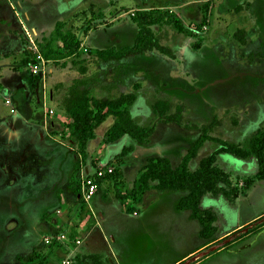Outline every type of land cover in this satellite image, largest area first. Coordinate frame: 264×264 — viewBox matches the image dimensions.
<instances>
[{"label":"rangeland","instance_id":"1","mask_svg":"<svg viewBox=\"0 0 264 264\" xmlns=\"http://www.w3.org/2000/svg\"><path fill=\"white\" fill-rule=\"evenodd\" d=\"M186 2L0 0V120L9 113L8 106L11 114L20 108L18 112L23 110L30 122H44V128L35 127L37 138L43 133L52 140L62 133L61 139L78 155L70 169V161L60 152L55 155L33 144L28 160L22 163L26 157L15 150L19 142L12 141L14 138L9 142L16 146L15 151L6 162L0 159V165L7 168H0V264H65L70 258L74 264L75 257L82 254L81 248L74 249V255L65 252L84 239L83 233L91 228L96 215L91 210L93 199L85 203L78 196L80 170L86 159L98 166L105 134L110 133L115 119L110 115L97 128L104 138L85 158L74 146V120L64 109V99L76 74L86 76L93 100L137 97L139 87L129 82L125 92L121 82L124 74L132 81L135 71L147 75L144 85L148 87L143 97L149 108L139 122L155 130L149 141L138 144L154 150L149 155L127 157L130 151L124 148L128 151L121 150L111 161L118 168V177H109L100 202L114 205L109 210L114 219L108 226L123 236L124 242L119 239L115 249L119 259L128 264H264V36L259 40L263 45L250 48L251 44L245 46L239 39L247 33H238L239 26L245 25L253 40L258 33L264 34V22L256 28L249 23L251 13L258 21L264 12L256 6L246 13L241 7H232L234 0H220L215 8L213 0H208L198 7L202 13L199 21L190 25L186 9L180 7ZM169 5L176 13L160 10L164 16L157 18L152 30L170 53L147 52L145 58L119 67L121 72H115L117 64H102L100 50L131 46L139 31L133 21L138 11ZM175 18L187 24L183 31L173 23ZM55 19L60 24L52 32H37ZM57 31L75 38L79 49L65 51ZM43 62L46 74L38 77L33 65ZM154 73L165 81L164 87H152ZM16 102L24 107L15 106ZM217 122L210 131L205 129ZM7 126L15 137L17 127ZM200 138L205 139L204 144L184 169L191 180L189 190L177 191L183 195L178 208L190 215L193 225L187 223L173 196L160 195L170 191L157 189L160 181L154 177L170 180L164 173L168 165L164 161L177 168ZM225 144L237 145L244 157L227 152ZM57 195L61 201H56ZM119 207L125 216L118 212ZM136 212L143 214L140 223L126 215ZM104 233L103 228L95 227L92 235L102 238L107 247L113 240ZM61 236L67 239L59 242ZM201 246L205 248L196 252ZM190 252L194 253L182 259ZM99 255L106 264H114Z\"/></svg>","mask_w":264,"mask_h":264},{"label":"crops","instance_id":"2","mask_svg":"<svg viewBox=\"0 0 264 264\" xmlns=\"http://www.w3.org/2000/svg\"><path fill=\"white\" fill-rule=\"evenodd\" d=\"M201 1H203V2H201ZM209 1H212V0H209ZM225 1H227V0H225ZM234 1H235V5L232 6V7H234V8L238 7V9L241 7L242 8L241 11L245 10L246 13H249L248 12L249 10H246V9H252L251 11H253L256 8V6H259L260 10L262 12H264V0H234ZM207 2H208V0H187L186 3L182 4V6H180L181 9H186V11H184V13H185L186 18H188L189 21H190V23L188 22V24L195 25L199 21V19L202 16L201 15L202 13L198 9V7L200 6L201 3H203L205 5V4H207ZM212 3H213V6L216 8L218 6V4L220 3V0L219 1L218 0L214 1L213 0ZM204 5H202V6H204ZM157 9H159L161 11H168V12L173 13V14L176 13L173 10V6L172 5H169L166 8L165 7L152 6V8L148 9V10H157ZM250 15H251L250 22H249L251 24L250 26H255V28H256L257 25L260 22H264V16H259L258 19H260V20L257 21V17L252 15V13ZM192 17H194V18H192ZM209 17H210V14H209ZM196 18H197V20H196ZM61 20L62 19H60L59 21H61ZM193 20H196V21H193ZM236 20H238V19L236 18ZM180 21L182 22V24L184 26H187V24L183 21V19H181ZM53 22H55V23H53ZM53 22H52L53 24L49 23L48 25H46L47 27H45V28L41 29V28L38 27L37 28V32L40 33V32H44L46 30L48 32H52L55 29L56 23L58 21L55 19V21H53ZM208 22H209V19H208ZM136 26H137V24H136ZM40 27H42V26H40ZM244 28H246L245 25H240L238 30L239 31H244L245 30ZM245 32L247 33V36L245 38H243L244 41H245L244 42L245 46L246 45L249 46L251 44L250 48H252V45H256V44H260V43H261V45H263L262 42L259 43V40H260V38H262L264 36V34L258 33V36L255 37L254 40H253L252 36L251 37L249 36L251 34H249L247 32V30H245L244 33ZM134 36L135 37H134L133 43H132L133 45L135 43L137 34L134 35ZM132 44H131V46H133ZM123 48H125V47H123ZM123 48H121V49H123ZM121 49H118V50H121ZM102 50H104V49H102ZM248 51L251 52V53L254 52V51L252 52L251 49L248 50ZM257 52H260V50L257 51ZM145 55L144 56H136V57H133V58L123 59V60H121L120 62L117 63V66L122 68V66H124L125 64H129L128 62H131L132 60H135L137 58H142V57L145 58ZM163 59L166 60V57H163ZM102 64L110 65V63H104V62H102ZM123 70H127V69H123ZM119 72H121L120 69H119ZM123 74H124V71H123ZM154 74H155L156 78L153 79L152 87H155L157 89H159V86L160 87H162V86L164 87L165 81L161 78L160 75L158 76L157 73H154ZM60 76H62V75H60ZM63 76H65V75H63ZM133 76L134 77H133L132 81L129 80V76L127 74H124L123 77H121V82L123 83V87L122 88H125L124 91L127 92L128 90H126V89H127V86L129 85V82H133V85L139 87V89L137 91H135L136 94H138L139 96H137L135 102L131 105L129 111H130L132 119L139 126H143L144 124L139 122V120L142 119V117L144 116V113H147V110L149 108L146 105L147 99L143 97V94L146 92V88H148L147 86L144 85V83L147 81V78H146L147 75L144 74L143 76H141V72H136L135 71ZM73 78H76V80H86L87 81L86 76H84V75L81 76V75L76 74L75 77H73ZM72 83L74 84L73 81H72ZM72 83H71V86L73 85ZM149 87H151V85ZM114 89L115 88H112L111 92L107 91V94H111L112 91H114ZM18 104H19V102H16L15 106L17 105L19 107H21V106L24 107L22 103H20L19 105ZM27 105H29V104H27ZM8 107H9V113L6 116H4V119L0 120V130H2L1 134H0V142H1V144H0V159L2 160V162L4 160L6 162L7 158L9 157L8 155L9 154L12 155V152L15 151V150H17L18 152L21 151L20 155L22 156V158L24 156L26 157L27 154H28L27 152L30 151L31 149H34L33 144H35L36 146L40 145V146L44 147L46 151H51L55 155H57V152H60L66 159H68L70 161V169H71V167L73 168L75 166V161L78 158V155L76 153L73 154L75 152V149L68 147L69 145L66 144V141H65L64 138L61 139V136H63L64 134L59 133L58 136L51 137L54 140L53 139L52 140H47V136H45V134H43L41 132V129H39L38 132L42 133V135L39 134V138H37L34 135L35 134V127L44 128L45 127V126L43 127V123L44 122L41 121V120L39 122H37V120L34 121V122H30L29 119L25 116V113L23 112V110H22V112H18V110L20 108H17L16 112L14 114L13 113L11 114L12 107L11 106H8ZM25 109H27V107ZM7 125H10V127L11 126L12 127L13 126L17 127L15 137H13V134L15 132L12 131L11 128H9V126H7ZM52 125L56 126L55 123H52ZM154 131L152 132V134L154 133ZM99 132H100V130L98 131V129H97V132H95V138L93 140L89 141L88 146H87V150H86L87 154L89 152H94L95 147L98 146V145L99 146L101 145V143H102V139L101 138H104V137ZM152 134H151V136L149 138H147V141L150 140V138L152 137ZM155 134H156V132H155ZM2 138H4V142H3ZM13 138H14V140H12ZM11 140L19 142V146H18L19 148L18 149H15L16 146L13 145V144H12V146L9 145V142H11ZM75 143L76 142L74 140V146H77ZM130 145H133V149H130ZM124 148H127L130 151L128 153L129 156H127V157L139 156V155H142V156L149 155V153L152 150H154V149H150L148 147L146 148V147L139 146L137 140L133 139L129 135H123L121 138H119L115 142L103 144L100 160L96 164L100 165V164L111 163V161H113L114 158L117 157L118 154L121 153V150H124ZM18 156L19 155H17L16 157H18ZM27 158L28 157H26V159H22L21 162L24 163L25 160L26 161L28 160ZM65 158L63 160H66ZM85 164L86 165L80 170V173H81L80 178H81V176L83 174L90 173L92 171V169L94 168V166L91 164V160L86 159V163ZM111 165H112V163H111ZM0 168H3L4 171L7 169V168L4 167V165H0ZM70 169H69V171H71ZM115 170H116V168H115ZM123 173H124V171H123ZM124 174H125L124 176L127 175V173H124ZM70 175H71V172H70L69 176ZM69 176H67V178H69ZM112 178H114V177H112ZM108 179L109 178H107L102 183V187H101L100 191L94 197V199L92 201V204H91V210L94 213H96V215L94 216L93 225L91 226V228H89L86 231V233L85 232L83 233V238L84 239L82 240V243L80 244V246H78V245L76 247L75 246H73V247L69 246V247L66 248L65 252L70 254L74 249L81 248L82 254H78L77 256H87V255H90L92 253L93 254H104L105 256H107V258L111 259L114 264H128V263H125L123 260L119 259V256H118V254H117V252L115 250L116 249V245L119 242V239H121V241H120L121 244L124 242L123 241L124 240L123 236L122 235L119 236V232H117L116 229L108 226L110 221H112V219H114V217L112 215H110V211H109L114 205H111L112 202H107L105 204H101V202H100V201H102L101 198H102L103 193H105V191L108 190V187H109V185L107 183ZM164 194H166V195H164ZM160 195L162 197H163V195L166 196V197L173 196L175 198V205H176L177 208H178V204L181 201L182 196H183L181 192H171V191L170 192H163V194L160 193ZM78 196H79V194H78ZM55 197L58 199L60 196L57 195ZM56 201H61V197L58 200H56ZM115 203H117V202H115ZM117 205L119 206V203H117ZM116 209H117V207H116ZM119 210H118L119 213L123 212L120 207H119ZM179 211L185 216V218L187 219V223L188 224L195 225L194 221L190 219V215L186 214V211H182L181 209H179ZM122 214L125 216L124 213H122ZM126 215L127 216L131 215L132 216V220L134 222L136 221V222L140 223L141 221L144 220V218L142 216L143 214L141 212H136L134 214H126ZM248 223H250V222H247V224ZM95 227H100L101 229L103 228L104 232H105L104 234H108L110 236V238L113 240V242L109 241V245L107 247H105L103 245V243H102V238H100V237L94 238L92 233H93V230L95 229ZM82 230L83 229L81 227V230L78 229V232L80 233ZM198 230L199 229H197V231ZM199 232H200V230H199ZM200 235H201V232L199 233V236ZM126 244H128V243H126ZM203 245H205V244H203ZM205 246H207V245H205ZM205 246H201V248L199 247L195 251L196 252L200 251L202 248H205ZM194 252H190L187 256L183 257L182 259H185L186 257L190 256ZM71 254L74 255L75 252L73 251ZM70 260H73V258L72 259L70 258ZM174 262L175 261H173V262H171L169 264H175Z\"/></svg>","mask_w":264,"mask_h":264},{"label":"trees","instance_id":"3","mask_svg":"<svg viewBox=\"0 0 264 264\" xmlns=\"http://www.w3.org/2000/svg\"><path fill=\"white\" fill-rule=\"evenodd\" d=\"M164 16V12L160 10H146L138 11L133 16V21L137 24L139 31L135 43L131 47L116 50L114 48L100 50L98 52V58L104 63L117 64L123 59L133 58L136 56H142L147 52H151L155 49L161 50L163 53H170L169 50L164 49L154 37L152 26L157 24V18ZM207 18V16H205ZM173 23L180 30H184L182 22L175 18ZM60 22L57 23V26ZM205 21H203V25ZM244 34V31H238V33ZM59 36L63 40L64 50L73 53L79 49V42L69 35L63 34L61 31H57ZM242 43L244 39L239 38ZM119 70V67H115V71ZM39 77V76H38ZM90 85L86 80H76L70 87L68 95L64 99V109L70 114V117L74 120L75 130V144L81 149L83 156L86 158V150L90 140L95 138V130L108 118V116H114V126L110 130V133L105 134L106 143H112L121 138L123 135H129L138 142L147 140L153 132V128L149 126H139L131 117L130 107L136 100V95H125L122 100L116 101H98L90 98ZM124 105L126 107L124 108ZM178 121V120H174ZM217 123H212L209 126H205V129L210 131ZM205 139L200 138L195 143L193 148L187 153L182 164L173 169L169 161H164L168 165L164 171L165 174L171 176L170 180H166L161 175H155V179L160 181V185L157 189L162 191H187L191 184L190 178L187 176L184 169H188L189 161L197 155L198 149L204 144ZM79 143V144H78ZM227 152L243 158L241 150L235 144H225ZM128 151V150H126ZM123 150L124 153H126ZM127 155V154H125ZM160 160V158H158ZM163 161V160H162ZM112 177H118L116 171ZM143 178V177H142ZM141 178V179H142ZM143 180V179H142ZM77 181V180H76ZM80 184V182H79ZM79 184H77L76 190L79 193ZM78 188V189H77ZM74 264H106L104 257L99 254H91L87 256H76Z\"/></svg>","mask_w":264,"mask_h":264},{"label":"built area","instance_id":"4","mask_svg":"<svg viewBox=\"0 0 264 264\" xmlns=\"http://www.w3.org/2000/svg\"><path fill=\"white\" fill-rule=\"evenodd\" d=\"M44 62L41 63H35L33 65V73L37 76H43L46 74L44 67L42 65ZM115 172V168L111 165V163L106 164H100L97 167H94L92 171L88 174H83L80 178V184H79V195L81 199L85 203H89L94 197L98 194L102 187V183L109 177H112ZM54 239V237L52 238ZM67 239L66 236L58 237L57 240L59 242L65 241ZM50 239L48 238L47 243H50ZM82 241L78 240L76 242L77 245H80ZM72 260H68L65 262V264H71Z\"/></svg>","mask_w":264,"mask_h":264}]
</instances>
